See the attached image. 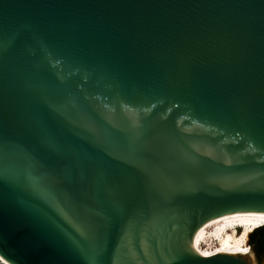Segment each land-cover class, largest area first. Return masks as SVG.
I'll list each match as a JSON object with an SVG mask.
<instances>
[{"label":"water","instance_id":"1","mask_svg":"<svg viewBox=\"0 0 264 264\" xmlns=\"http://www.w3.org/2000/svg\"><path fill=\"white\" fill-rule=\"evenodd\" d=\"M237 212L264 213V0H0L6 262L254 264L186 248Z\"/></svg>","mask_w":264,"mask_h":264},{"label":"bare ground","instance_id":"2","mask_svg":"<svg viewBox=\"0 0 264 264\" xmlns=\"http://www.w3.org/2000/svg\"><path fill=\"white\" fill-rule=\"evenodd\" d=\"M264 227V213L237 212L214 218L195 230L187 249L192 253L211 258L216 255L245 257L256 264L247 240L256 230ZM2 264H9L1 256Z\"/></svg>","mask_w":264,"mask_h":264},{"label":"trees","instance_id":"3","mask_svg":"<svg viewBox=\"0 0 264 264\" xmlns=\"http://www.w3.org/2000/svg\"><path fill=\"white\" fill-rule=\"evenodd\" d=\"M249 244H254L253 250L256 251L258 256L264 257V227L256 230L249 236Z\"/></svg>","mask_w":264,"mask_h":264},{"label":"flooded vegetation","instance_id":"4","mask_svg":"<svg viewBox=\"0 0 264 264\" xmlns=\"http://www.w3.org/2000/svg\"><path fill=\"white\" fill-rule=\"evenodd\" d=\"M250 245V247H254V244H249ZM253 247H252V249H253ZM256 252V251H255ZM257 254V253H256ZM257 257H258V259H259V261L261 262V264L264 262V257L263 256H258V254H257Z\"/></svg>","mask_w":264,"mask_h":264},{"label":"rangeland","instance_id":"5","mask_svg":"<svg viewBox=\"0 0 264 264\" xmlns=\"http://www.w3.org/2000/svg\"><path fill=\"white\" fill-rule=\"evenodd\" d=\"M249 239L247 240V245L249 246V252L248 253H250L251 252V247H250V245H249ZM262 264H264V262L262 263Z\"/></svg>","mask_w":264,"mask_h":264},{"label":"built area","instance_id":"6","mask_svg":"<svg viewBox=\"0 0 264 264\" xmlns=\"http://www.w3.org/2000/svg\"><path fill=\"white\" fill-rule=\"evenodd\" d=\"M0 264H2L1 261H0Z\"/></svg>","mask_w":264,"mask_h":264}]
</instances>
